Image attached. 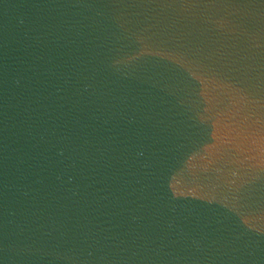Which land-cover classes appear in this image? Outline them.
Instances as JSON below:
<instances>
[{
	"label": "water",
	"instance_id": "95a60500",
	"mask_svg": "<svg viewBox=\"0 0 264 264\" xmlns=\"http://www.w3.org/2000/svg\"><path fill=\"white\" fill-rule=\"evenodd\" d=\"M0 264H264V0H0Z\"/></svg>",
	"mask_w": 264,
	"mask_h": 264
}]
</instances>
